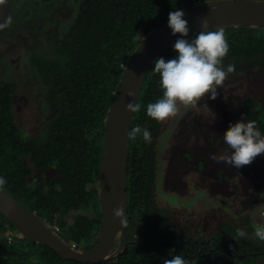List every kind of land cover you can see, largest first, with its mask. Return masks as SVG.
<instances>
[{
  "label": "trees",
  "instance_id": "16d2710c",
  "mask_svg": "<svg viewBox=\"0 0 264 264\" xmlns=\"http://www.w3.org/2000/svg\"><path fill=\"white\" fill-rule=\"evenodd\" d=\"M209 1L216 0H65L71 5L66 10L73 12V4L76 10L69 22L55 31L56 55L47 58L31 50L27 55L30 73L41 90L37 98L39 136L25 137L19 130L15 101V97L19 98L18 85L12 80L0 83V177L7 181L2 190L47 227L58 226L56 236L69 247L76 244L78 252L92 248L102 226L96 190L100 152L105 120L123 67L147 36L167 23L171 11ZM224 27L230 49L223 64L235 65V72L224 83L233 89H245L242 95L238 93L236 112H225L224 117L236 113L232 117L237 121L254 120L264 135V28ZM176 55L172 45L159 58L168 60ZM153 68L154 64L136 99L142 109L133 113L130 126L150 131L151 143H146L142 135L135 141L128 138V234L124 249L115 259L99 264H163L164 259L176 254L191 264H263L264 242L254 239L252 233L249 236L247 230L248 238L237 237V229H243L237 225L238 219L226 218L213 233L195 238L171 225L166 211L159 207L163 202L154 200L160 140L170 133V128L162 133L165 121L146 114V105L163 96L159 75ZM255 161L254 158L250 165L236 168L235 176L231 174L232 165L221 166L216 177L220 181L242 180L240 176L249 175L248 166ZM211 166L215 169V165ZM84 208L90 212L80 211ZM240 219L244 225L249 221L248 216ZM253 226L247 228L254 232ZM0 264L89 263L60 259L47 246L19 234L0 214Z\"/></svg>",
  "mask_w": 264,
  "mask_h": 264
},
{
  "label": "rangeland",
  "instance_id": "374dc122",
  "mask_svg": "<svg viewBox=\"0 0 264 264\" xmlns=\"http://www.w3.org/2000/svg\"><path fill=\"white\" fill-rule=\"evenodd\" d=\"M42 1L45 0H6L0 5V23L12 17V24L0 30V83L12 80L18 85V100L15 97L18 126L25 137L39 136L40 117L37 98L41 90L30 73L29 50L47 58L55 56V31L67 24L76 10L75 4L73 12L66 10L71 5L64 3L65 0L53 4ZM202 3L205 2L194 6ZM244 91L223 83L217 89L216 99L205 94L195 105L184 107L178 102V114L164 120V128H170L160 148V157L164 159L160 173L165 191L156 201L165 202L170 224L184 235L201 237L213 233L220 223L230 218L238 219L237 225L250 231L252 236L254 232L247 227L264 223V156L255 157L252 167L248 166L250 174L240 176L242 180L220 181L215 174L227 163H217L213 157L230 151L223 134L230 124L238 122L232 117L236 113L225 118V112H236L238 93L242 95ZM250 91L255 96L253 88ZM167 161L172 168L168 186ZM210 169L212 172L208 173ZM235 170L231 168L232 176L236 175ZM80 211L89 213L90 209ZM240 216H248L249 221L241 224Z\"/></svg>",
  "mask_w": 264,
  "mask_h": 264
},
{
  "label": "water",
  "instance_id": "95a60500",
  "mask_svg": "<svg viewBox=\"0 0 264 264\" xmlns=\"http://www.w3.org/2000/svg\"><path fill=\"white\" fill-rule=\"evenodd\" d=\"M189 34L201 31V20L207 19L210 28L223 26H255L264 28V1L262 0H216L183 10ZM187 36V37H188ZM181 37L172 35L167 23L153 30L127 61L122 78L114 95L105 120L104 140L106 143L100 175V206L102 226L92 248L85 252L72 250L37 216L25 206L0 189V214L11 223L15 230L34 242L47 246L62 260L99 264L110 262L124 249L125 225L113 218L112 210L122 208L127 219L126 164L128 132L133 113L125 110V105L135 102L141 86L154 61ZM129 90L135 95L127 96ZM121 182L123 197L116 201ZM116 250L113 251L116 240Z\"/></svg>",
  "mask_w": 264,
  "mask_h": 264
},
{
  "label": "clouds",
  "instance_id": "9594fccd",
  "mask_svg": "<svg viewBox=\"0 0 264 264\" xmlns=\"http://www.w3.org/2000/svg\"><path fill=\"white\" fill-rule=\"evenodd\" d=\"M5 2L6 0H0V5ZM183 17L182 10L169 13L167 25L172 35L188 36V22ZM11 24L12 17L9 16L0 23V30ZM200 24L201 31L194 37L180 38L175 41L173 45V50L177 53L175 58L165 60L161 57L154 61L152 71L159 75V86L163 90V96L154 103L150 102L146 105V114L149 118L164 121L169 117H175L179 111L178 102L184 107L195 105L205 94H210L213 100L216 99L217 89L223 86L229 74L235 72L234 64L229 63L227 67L223 64V58L227 56L230 49V44L226 40L225 27L217 25L215 30H212L207 19H202ZM134 95L132 90L127 92L128 97ZM141 109L142 105L137 101L125 105V110L130 113H138ZM127 135L132 141L142 135L146 143H151V132L139 126L132 127ZM223 140L230 151L214 156L213 159L217 163L224 162L240 169L250 165L255 157L264 154V135L254 120L244 122L242 119L230 124L223 134ZM6 183V179L0 177V189H3ZM112 212L113 218L119 220L122 226L127 223L122 208H114ZM253 227V238L264 242V223L255 224ZM236 236L248 238V233L243 229H237ZM163 264H191V262L180 254H176L171 259H164Z\"/></svg>",
  "mask_w": 264,
  "mask_h": 264
},
{
  "label": "flooded vegetation",
  "instance_id": "af4514ba",
  "mask_svg": "<svg viewBox=\"0 0 264 264\" xmlns=\"http://www.w3.org/2000/svg\"><path fill=\"white\" fill-rule=\"evenodd\" d=\"M165 129L166 128H163L162 129V133H163V131H165ZM39 133H40V130H39ZM103 149H102V151L100 152V154H101V158L103 159V155H104V152H105V148H106V143H105V140H104V136H103ZM162 139L163 138H161V140H160V143H162ZM160 150H158V163H157V168H156V174H157V179H156V185H155V189H154V191H153V193H154V200L156 201V197H158V198H161V195H162V193L165 191V188H163V185H162V176H161V173H160V169H161V166H162V161L160 160ZM162 160H164L163 158H162ZM101 163H102V161H101ZM100 168H101V166H100ZM165 171H166V176H165V180H166V186H168V184L170 183V181L172 180V168H171V165H170V163H169V161H167L166 163H165ZM54 173L55 174H57L58 173V171L56 170V171H54ZM99 175H100V171H99ZM96 190H97V192H98V194H99V198H98V207H99V210L101 211V206H100V189H99V179L97 180V183H96ZM159 201H161V202H163L162 200H159ZM163 205V207H160L161 209H163V210H167L165 207H167V205L165 204V202H163L162 203ZM166 213H167V211H166ZM102 215V214H101ZM166 216H167V214H166ZM168 218V217H167ZM127 219H128V217H127ZM126 219V220H127ZM126 234H128V232H127V223H126V228H125V236H124V241H123V246L125 245V241H126ZM193 237H195V238H197L196 236H193ZM116 241H118L119 242V239H117ZM115 244H116V242H115ZM114 244V247H113V251L114 250H116V248H117V246L118 245H115ZM118 244V243H117Z\"/></svg>",
  "mask_w": 264,
  "mask_h": 264
},
{
  "label": "built area",
  "instance_id": "2783aa9c",
  "mask_svg": "<svg viewBox=\"0 0 264 264\" xmlns=\"http://www.w3.org/2000/svg\"><path fill=\"white\" fill-rule=\"evenodd\" d=\"M125 66H126V65H125ZM125 66L123 67V70L125 69ZM51 228H52V230H53L54 233H59V228H58V226H52ZM10 239H11V237L8 238V240H10ZM70 248H71L72 250H78V246H77L76 244H71V245H70Z\"/></svg>",
  "mask_w": 264,
  "mask_h": 264
},
{
  "label": "bare ground",
  "instance_id": "6f19581e",
  "mask_svg": "<svg viewBox=\"0 0 264 264\" xmlns=\"http://www.w3.org/2000/svg\"><path fill=\"white\" fill-rule=\"evenodd\" d=\"M122 189H123V182H121L120 190L118 191L117 196L115 198L116 201H120V199H122L123 197Z\"/></svg>",
  "mask_w": 264,
  "mask_h": 264
}]
</instances>
